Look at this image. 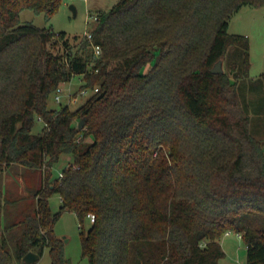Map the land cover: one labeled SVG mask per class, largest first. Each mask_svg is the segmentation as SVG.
Wrapping results in <instances>:
<instances>
[{"label":"trees","instance_id":"1","mask_svg":"<svg viewBox=\"0 0 264 264\" xmlns=\"http://www.w3.org/2000/svg\"><path fill=\"white\" fill-rule=\"evenodd\" d=\"M61 3L0 0V264L47 247L52 264H70L54 231L67 210L89 264H224L229 231L246 264H264V142L240 92L251 44L229 32L242 6L264 0H120L98 13L92 38L21 21L25 9L49 21ZM232 46L242 64L213 73ZM75 75L98 91L50 109ZM63 154L74 163L51 180ZM15 166L27 180L19 198L2 183Z\"/></svg>","mask_w":264,"mask_h":264},{"label":"rangeland","instance_id":"2","mask_svg":"<svg viewBox=\"0 0 264 264\" xmlns=\"http://www.w3.org/2000/svg\"><path fill=\"white\" fill-rule=\"evenodd\" d=\"M120 0H62L57 14L47 21L43 14H37L31 9L21 12L22 23H31L41 28H52L53 30L65 31L69 36H83L94 25L88 23L89 14H98L111 9ZM75 5L76 16L70 6ZM229 32L243 34L250 39V72L249 77H245L240 82V92L244 100L251 101L250 113L252 115V129L255 136L264 142V84L262 74H264V6L244 5L234 14L230 20ZM63 50V49H62ZM158 57H155L143 67V71H148L154 66ZM243 54L239 47L232 46L223 58V68L229 71L233 64H242ZM83 85L82 75H75L71 81L60 86V90L52 94L48 101L50 109H60L69 105L70 108L80 107L92 94L88 90L87 94H81ZM70 94L77 100L71 99ZM56 95L61 100L57 101ZM44 123L37 119L34 132L42 131ZM72 156L63 154L58 163L52 168V179H57L64 168L73 164ZM24 168L15 166L6 171L2 176L4 189L12 198H19L26 194L27 180L23 177ZM51 208L57 212L61 208V197L55 193L50 198ZM92 222L89 217L85 223L88 229ZM54 231L58 238L63 241L65 256L70 264H89V260L83 256L82 249V228L77 214L74 211H64L57 220ZM222 244L225 250V257L221 260L224 264H246L247 247L239 234L230 231L222 237ZM12 253L15 254L14 249ZM33 264H52L50 249L45 248L44 254L39 261Z\"/></svg>","mask_w":264,"mask_h":264},{"label":"built area","instance_id":"3","mask_svg":"<svg viewBox=\"0 0 264 264\" xmlns=\"http://www.w3.org/2000/svg\"><path fill=\"white\" fill-rule=\"evenodd\" d=\"M98 19H99V15L98 14H89V16H88V23L90 24V25H96V23H97V21H98ZM94 28V27H93ZM93 28L91 29V30H88L87 32H86V34L89 36V38H92V30H93ZM95 53H96V56H100L101 55V53H102V51H101V48L99 47V46H96L95 47ZM60 90V88L57 90V91H59ZM96 91H98V88H95L94 90H92V92H96ZM87 92H88V89H82L81 90V94H83V95H85V94H87ZM70 96H71V99L73 100L74 99V101H76L77 100V95L74 97L72 94H70ZM56 99H57V101H60L61 100V98H60V96L59 95H56ZM63 173L61 172V174H60V177H63ZM88 217H89V219H90V221L93 223L94 221H95V214H93V213H90L89 215H88ZM230 232V231H229ZM229 232H227V233H229ZM239 237L241 238V235H239Z\"/></svg>","mask_w":264,"mask_h":264},{"label":"water","instance_id":"4","mask_svg":"<svg viewBox=\"0 0 264 264\" xmlns=\"http://www.w3.org/2000/svg\"><path fill=\"white\" fill-rule=\"evenodd\" d=\"M70 8L73 11L74 15L76 16V12H77L76 6L75 5H71ZM211 71L213 73H216V74L223 73L224 72L223 60H219L213 66ZM84 124H85V120L84 119L80 120L79 128H83ZM39 259H40V255L38 253H36L34 251H30L24 256L23 262L26 263V264H33V263H36L37 261H39Z\"/></svg>","mask_w":264,"mask_h":264},{"label":"crops","instance_id":"5","mask_svg":"<svg viewBox=\"0 0 264 264\" xmlns=\"http://www.w3.org/2000/svg\"><path fill=\"white\" fill-rule=\"evenodd\" d=\"M5 191L7 192V190L5 189Z\"/></svg>","mask_w":264,"mask_h":264}]
</instances>
